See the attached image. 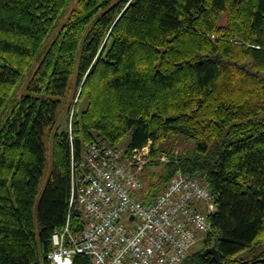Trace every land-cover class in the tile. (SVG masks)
<instances>
[{
	"label": "trees",
	"instance_id": "16d2710c",
	"mask_svg": "<svg viewBox=\"0 0 264 264\" xmlns=\"http://www.w3.org/2000/svg\"><path fill=\"white\" fill-rule=\"evenodd\" d=\"M73 78L87 106L74 110L71 140L57 124ZM127 135L129 150L193 141L191 154L170 153L164 179L182 171L209 187L216 236L200 243L216 240L222 264H264L254 253L264 243V0H0V264H50L53 233L70 213L80 227L72 149L80 157L98 137L117 145ZM183 264L219 263L200 249Z\"/></svg>",
	"mask_w": 264,
	"mask_h": 264
},
{
	"label": "built area",
	"instance_id": "2783aa9c",
	"mask_svg": "<svg viewBox=\"0 0 264 264\" xmlns=\"http://www.w3.org/2000/svg\"><path fill=\"white\" fill-rule=\"evenodd\" d=\"M151 148L152 141L129 150L98 137L80 157L72 149L70 207L81 211L80 227L70 213L53 233L50 264H73L78 254L88 264H183L196 244L216 236L217 205L197 176L178 171L151 202L141 198Z\"/></svg>",
	"mask_w": 264,
	"mask_h": 264
},
{
	"label": "rangeland",
	"instance_id": "374dc122",
	"mask_svg": "<svg viewBox=\"0 0 264 264\" xmlns=\"http://www.w3.org/2000/svg\"><path fill=\"white\" fill-rule=\"evenodd\" d=\"M65 19V18H64ZM63 19V20H64ZM227 19H228V14L224 13L223 15L220 16L219 23L222 26H225L227 24ZM63 22V21H62ZM62 22L58 25L57 30L53 31L51 34V37L49 40L46 42V44L43 46L41 49L40 53L36 57L35 61L32 64L31 69L29 72L26 74L25 78L19 83V85L15 88L13 95L11 97V100L7 104V107L5 108L2 116H1V122L3 123L5 118L9 115L13 104L20 99V97L25 94L26 88L28 85V82L30 81V78L36 71L37 67L39 66L43 54L47 49V46L55 39L57 36L60 27L62 26ZM40 54L41 57H40ZM87 106V100L85 98L81 99L78 101V88L76 86V81L73 78L70 87L67 91V95L63 100V105L59 114V121L57 124V127L61 129H68L70 131V127L73 122V114L74 110L76 109L77 112L83 111ZM56 127V129H57ZM52 136L53 133H50V137L47 141V146H48V157H47V166L45 169V174L43 176L42 182H41V187H43L48 180L49 174H50V168H51V150H52ZM130 143V137L127 135L123 139H121L120 142H118L117 146L122 147V148H128V145ZM195 149V143L189 139L181 138L178 136H169L163 141L160 142L158 148L153 151V148H151V157L149 158L148 164L144 168V180L146 187L150 189L152 186L154 188L161 187L162 185H167L168 182H165V175L167 173L166 166L171 162L172 157L170 153L179 154V155H184V154H191ZM158 153H165L167 156V160L162 161L158 159ZM164 187V186H163ZM210 246V245H208ZM207 246L204 247L200 242L195 245L192 253L199 251L201 249L204 250ZM264 252V243H262L254 252L255 254H261ZM251 255V254H250ZM249 255H245V257H248Z\"/></svg>",
	"mask_w": 264,
	"mask_h": 264
},
{
	"label": "water",
	"instance_id": "95a60500",
	"mask_svg": "<svg viewBox=\"0 0 264 264\" xmlns=\"http://www.w3.org/2000/svg\"><path fill=\"white\" fill-rule=\"evenodd\" d=\"M204 240V239H203ZM203 255H212L213 259L219 263L222 264L221 259H220V254H219V250L217 248V242L216 240L213 241V244L210 246H207L204 250H203Z\"/></svg>",
	"mask_w": 264,
	"mask_h": 264
}]
</instances>
